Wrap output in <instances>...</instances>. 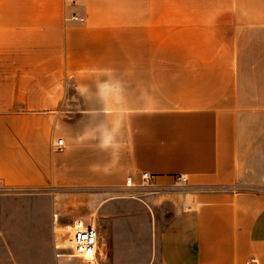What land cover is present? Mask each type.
<instances>
[{
    "label": "crops",
    "instance_id": "0c3cea01",
    "mask_svg": "<svg viewBox=\"0 0 264 264\" xmlns=\"http://www.w3.org/2000/svg\"><path fill=\"white\" fill-rule=\"evenodd\" d=\"M0 264H264V0H0Z\"/></svg>",
    "mask_w": 264,
    "mask_h": 264
},
{
    "label": "built area",
    "instance_id": "2783aa9c",
    "mask_svg": "<svg viewBox=\"0 0 264 264\" xmlns=\"http://www.w3.org/2000/svg\"><path fill=\"white\" fill-rule=\"evenodd\" d=\"M73 19L83 21L74 15ZM53 149L55 151H62L65 148V143L62 138L56 139L53 142ZM179 184H185L187 177L179 175L176 177ZM128 186H136L140 188H149L155 184V176L149 172H142L141 182L137 185L132 178L126 179ZM67 241L70 247L57 244V252L59 255H69L86 259L90 262H95L98 256L102 255L103 251V237L101 236L95 222H86L83 219H75L70 225ZM251 263H257L256 259H252Z\"/></svg>",
    "mask_w": 264,
    "mask_h": 264
},
{
    "label": "rangeland",
    "instance_id": "374dc122",
    "mask_svg": "<svg viewBox=\"0 0 264 264\" xmlns=\"http://www.w3.org/2000/svg\"><path fill=\"white\" fill-rule=\"evenodd\" d=\"M135 198L140 199V198H144V196L138 194ZM157 204L158 205H157L156 215L158 219L162 221L163 224H166L173 214L174 205L171 203L170 199L167 198H163L162 203L157 202ZM79 211H80L79 213L77 211H74V204L69 203V214L66 218L62 220L63 226L60 228V232H61L60 244L62 246L70 247L69 242L67 241L68 233L70 231V228L68 226H70L73 223V221L77 218H82L86 222H95L99 232L102 233L101 235L105 237L104 233L102 232V228L100 226V219L98 218V215L92 216L91 214H86L83 209H79Z\"/></svg>",
    "mask_w": 264,
    "mask_h": 264
},
{
    "label": "bare ground",
    "instance_id": "6f19581e",
    "mask_svg": "<svg viewBox=\"0 0 264 264\" xmlns=\"http://www.w3.org/2000/svg\"><path fill=\"white\" fill-rule=\"evenodd\" d=\"M68 227L70 228V226H68ZM68 227H67V228H68Z\"/></svg>",
    "mask_w": 264,
    "mask_h": 264
}]
</instances>
